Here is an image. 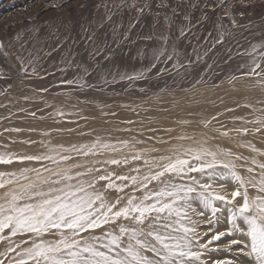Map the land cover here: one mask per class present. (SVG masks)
Returning <instances> with one entry per match:
<instances>
[{"label": "snow or ice", "instance_id": "snow-or-ice-1", "mask_svg": "<svg viewBox=\"0 0 264 264\" xmlns=\"http://www.w3.org/2000/svg\"><path fill=\"white\" fill-rule=\"evenodd\" d=\"M68 2L63 0V4ZM185 2L189 9L198 7L195 0H179L177 7L181 8ZM250 3L251 0H231L225 13L230 16L233 25L237 24L236 15H245L240 9L247 8ZM115 6L123 7L125 4L122 2ZM130 6L140 14L152 8L148 0L140 5L134 2ZM168 6L165 0L156 5L158 8ZM204 6L208 7L207 4ZM61 7L62 3L54 0H32L29 5L32 12L24 9L22 19L13 18V22L0 31V54L5 57L15 55L23 73L27 74L28 66H31L32 73L38 75L34 63L38 53L34 49H26L24 37L28 34L35 36L41 31L36 20L42 13ZM99 7L107 8L108 5L98 4ZM171 12V16L165 14L162 19L156 13L151 24L153 31L140 37L144 41L155 42L152 63L146 71L155 67L167 52L169 33L179 15L177 8H172ZM202 18L208 17L205 14ZM107 19L111 20V15ZM183 22H191L190 14L185 13L182 17L183 26L178 27L181 36L186 35V29L191 30ZM43 23L47 25L50 21ZM91 24L89 21L81 26L90 41L96 37ZM157 26H162L164 30L157 32ZM99 27L102 28L103 24ZM13 28L16 31L7 39L20 42L17 53L7 51L10 45L4 43L5 34L12 32ZM223 36L224 33H220L217 42H222ZM260 48H264V43L253 46L252 52L248 53L252 57L251 62L242 65L238 69L242 74L232 75L230 83L254 78L246 87H258L264 91V52H260L259 57L252 55ZM25 51L27 55H23ZM175 55L173 48L166 59L172 60ZM180 66L183 65L177 58L173 67ZM126 78L145 77L141 72ZM75 82L66 81L68 84ZM261 111L264 112V109ZM211 122L201 121L205 128ZM245 122L259 125L254 129L256 133L264 129V117L258 116L254 121ZM234 131L247 134L249 129ZM221 135L228 137L229 132L223 131ZM174 139L193 140L195 146L171 145L157 155L152 154L160 153L159 148L141 149L131 159L142 161L147 172L141 174V169L137 167L132 170L136 175L96 167L98 164L127 165L128 157L95 160L90 165L75 162L77 156L121 151L115 144L104 142L100 137L91 144H71L67 148L58 145L40 154L0 152V165L29 162L41 165L0 171V189L4 190L0 194V244L5 245L0 251V264L6 261L7 264H264V162L251 161L260 169L259 173H255L253 167H246V164L240 165L246 167L248 173H253L245 178L236 171L235 160L246 161L247 158L233 153L231 149H222L217 145L213 150L207 146V139L196 141L188 135ZM119 143L124 147L129 145L128 141ZM158 143L170 142L161 139ZM248 146L253 152L264 155L254 145ZM45 161L56 167L46 166ZM68 161L73 163L61 167L62 162L66 164ZM153 182L156 186L149 188ZM228 183H233L234 190H228ZM126 188L142 194L126 193ZM249 188L255 189L254 196H250ZM112 192L116 195L112 196ZM13 237L21 239L17 241ZM221 252L227 255L223 258L212 255Z\"/></svg>", "mask_w": 264, "mask_h": 264}, {"label": "rangeland", "instance_id": "rangeland-1", "mask_svg": "<svg viewBox=\"0 0 264 264\" xmlns=\"http://www.w3.org/2000/svg\"><path fill=\"white\" fill-rule=\"evenodd\" d=\"M54 2L62 3V7L42 13L40 19L36 20L41 31L35 36L28 34L24 37L27 41L26 49H34L38 53L35 61L37 64L34 63L39 74L32 73V67L28 66L27 74L20 70L19 79L31 78L35 82L36 79L38 81L48 75L61 72L66 60L71 61L70 67H72V69L67 67L66 73L75 76L76 67L73 63L76 64L79 56L82 55L86 61L85 90L93 93L90 99L97 103L106 100L107 105L103 107L106 106L108 109L115 107L113 110L117 107V110L130 107L134 99L139 98V101L144 102L151 98L157 99L162 94L177 98L187 93L203 98L212 92H232L233 86L238 87L254 80L248 78L245 81L229 82L232 75L242 74L238 71L242 65L251 62L252 57L248 53L252 52L253 46L264 43V0H251L247 8L240 9L245 15H236L235 25L225 13L231 0H195L198 4L195 10L189 9L185 2L181 5L182 11L177 7L179 0H165L169 5L166 8L156 7L160 0H148L152 8L143 14L138 13L130 5L134 2L140 5L145 0H69L67 4H63V0H54ZM122 2L125 6H115ZM4 3L6 5L4 4L0 15V31H3L7 24L12 23L13 18L22 19L21 14L24 9L28 8L32 12L29 8L32 0H5ZM98 4H107L108 7L97 8ZM205 4L208 7H205ZM172 8H177L179 15L175 18L176 23L172 25L169 33L167 52L165 56L160 57L155 67L146 71L152 63V47L155 42L144 41L140 37L153 31L151 24L156 13H159L162 19L165 14L172 15ZM235 11L234 9L233 13ZM185 13L190 14L191 22L183 23H187L191 30L186 29V35L181 36L178 27L183 26L181 21ZM205 14L207 19L202 18ZM108 15H111V20L107 19ZM45 20L50 23L44 24ZM89 21L92 22L91 30L96 33L92 41L88 40L81 30L82 23L86 25ZM100 24H103L102 28L99 27ZM163 30L162 26H157V32ZM15 31L16 28H13L12 32L6 33L4 41H9L7 36ZM220 33H224L223 40L217 42ZM9 42L18 44L15 40ZM173 48L176 50V55L174 59L167 60L166 56L172 53ZM12 50L11 53L18 51L15 48ZM260 52H264V48L258 49L252 55L259 57ZM23 55H27V51L23 52ZM13 56L15 58V55ZM177 58L183 66L173 67L177 63ZM16 62L19 64L17 60ZM141 72L144 73L145 78L133 80L126 78L127 75H137ZM61 84L66 85V82ZM230 84L232 85L229 86ZM77 86V82L71 84L74 90ZM215 87L219 89L216 90Z\"/></svg>", "mask_w": 264, "mask_h": 264}, {"label": "bare ground", "instance_id": "bare-ground-1", "mask_svg": "<svg viewBox=\"0 0 264 264\" xmlns=\"http://www.w3.org/2000/svg\"><path fill=\"white\" fill-rule=\"evenodd\" d=\"M4 1L0 0V15L4 9ZM4 43L10 45L6 49L10 53L12 48L19 49V42L12 44L5 40ZM68 61L70 60L65 61V67L61 72L48 75L38 81L36 79L34 82L33 79H26L25 76H22L25 79H19L21 67L13 55L5 57L0 54V75L5 76H0V152L21 155L40 154L46 153L50 148L58 145L67 148L71 144L77 146L91 144L97 137H100L104 142L115 144L121 151H104L97 156H77L75 162L90 165L95 160L128 157L129 163L127 165L103 166L98 164L96 167H107L108 171H115L119 174L136 175L132 170L137 167L141 169V174L147 172L142 161L131 159L136 152L155 147L160 149V153H153L152 155H157L164 153L171 145L195 146L193 140L180 141L174 139L180 135H188L194 137L196 141L207 139V146L213 150L219 145L222 149L229 148L233 153L247 158L246 161L243 159L235 160L236 171L245 178L253 175V173L246 171V167H253L255 173L260 172V169L251 161L256 159L259 162H264V155L253 152L248 145H254L261 152H264V129L256 133L254 129L259 125L245 122L254 121L258 116L264 117V112L261 111L264 109V91H261L260 88L246 87L247 82L240 86L237 85L238 87L233 86L232 92H212L203 98H197L195 95L187 93L177 98L169 94H162L157 99L151 98L144 102L139 101V98L138 100L134 99L131 104L129 103L130 107L126 109L119 110V108L117 110V107L116 110H113L115 107L108 109L106 106L107 109H105L103 105H107L106 100L97 103L90 99L93 97V93L85 90L84 70L86 64L84 63L86 61H84V56L80 55L76 64L73 63L76 67L74 77L71 73H66L67 67L72 69ZM68 80H77V89H72L73 87L71 88V84L68 83L66 85L61 84V82L65 83ZM45 88L47 91H41ZM227 88L231 90L230 87ZM228 109L233 111H228ZM59 113H63V115ZM213 116L216 117L215 120L212 119ZM239 117L243 119H237ZM204 120H211L212 122L205 128L204 124L201 123ZM184 121H188V123H183ZM238 128H248L249 132L245 134L234 131ZM13 129H20V131H13ZM68 129L74 131L69 132ZM223 131L229 132L228 137L221 135ZM161 139L170 143H158ZM25 141L29 143H24ZM120 141H128V147L121 145ZM138 141H143V143H137ZM57 151H59L58 148ZM229 159H234V157ZM43 163L48 167H56L50 161ZM71 163L73 161H68L66 164L62 162L61 167H66L67 164ZM245 164L246 167H240V165ZM24 166L40 167L41 165L35 162L23 165L19 163H14L11 166L0 165V171H14ZM45 175L47 174L45 173ZM117 183L121 182L117 181ZM155 186V182H153L149 188ZM227 188L229 191L234 190L233 183H228ZM3 191L0 189V194ZM125 192L136 196L142 194L135 192L132 188H126ZM249 194L254 196L256 194L255 189L249 188ZM111 195L115 196L116 193L112 192ZM12 239L19 241L21 238L13 237ZM4 246V244H0V251L4 250ZM11 255H15V253ZM212 255L223 258L227 254L221 252Z\"/></svg>", "mask_w": 264, "mask_h": 264}]
</instances>
